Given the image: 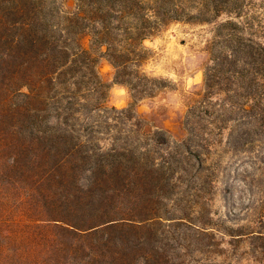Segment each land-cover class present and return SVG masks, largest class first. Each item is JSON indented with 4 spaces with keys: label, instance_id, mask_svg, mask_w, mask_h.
<instances>
[{
    "label": "trees",
    "instance_id": "trees-1",
    "mask_svg": "<svg viewBox=\"0 0 264 264\" xmlns=\"http://www.w3.org/2000/svg\"><path fill=\"white\" fill-rule=\"evenodd\" d=\"M248 7L245 0H0V264H183L193 252L229 257L256 243L264 256V218L228 223L210 211L214 194L233 196V185H217L218 141L204 123L180 121L182 146L171 147L140 124L126 131L105 122L101 131L85 120L101 109L127 119L134 111L106 103L101 59L113 82L134 81L135 100L154 97L140 72L144 42L172 24L212 23L202 84L184 105L205 107L221 95L229 115L217 114L218 124L239 113L264 129V44L253 24L235 23ZM244 134L235 149L248 143Z\"/></svg>",
    "mask_w": 264,
    "mask_h": 264
},
{
    "label": "rangeland",
    "instance_id": "rangeland-1",
    "mask_svg": "<svg viewBox=\"0 0 264 264\" xmlns=\"http://www.w3.org/2000/svg\"><path fill=\"white\" fill-rule=\"evenodd\" d=\"M245 3L249 6L248 13L236 19L235 23L239 27L253 24L264 44V0H245ZM214 26L212 23L172 24L144 42L147 55L140 72L146 76H142L146 82L143 84L146 89L144 93H148L151 88L156 91L154 97L142 96L143 98L135 100L129 95L130 91L134 93L132 89L129 90L134 81L113 82L111 66L105 59H101L98 64L99 73L102 79L109 83L106 89V103L117 110L129 106L134 109L132 117L127 119L124 113L111 110L106 112L101 109L87 118L81 116L80 119L85 118L88 123H92L94 129L101 131H104L105 122L110 123L113 128L121 127L126 131L136 128L133 124H140L143 129L159 131L167 136L171 147L182 146L175 136L179 132L180 121L199 120L198 124L204 123L206 129L212 131L213 138L218 141L211 150L215 153L217 151L216 154L220 153V181L217 185L221 190L226 184L233 185V196L226 195L223 191L214 194L210 203L212 215L220 220L229 217L228 223L245 224L249 223L250 219L252 225H258L255 218H264V129L257 127L255 121H243L239 113L236 114L237 118L226 120L222 125L218 124L217 114L229 115L228 111L221 109L223 105L224 108L228 107L221 95L205 100V107L196 106L190 109L184 105L188 102V93L199 90L202 84V68L207 60L206 52L202 48L205 39L213 33ZM246 130L249 132L246 136L248 143L244 149H235L234 142ZM131 134L134 135L133 132ZM97 135L105 136L103 132ZM141 142H144L143 139ZM159 147V152L163 154L166 149L164 146ZM176 199L178 196H173L169 203ZM257 245L259 243L241 245L229 257L193 252L192 255H183V264H264V256L255 251L259 249ZM185 253L182 250V254Z\"/></svg>",
    "mask_w": 264,
    "mask_h": 264
}]
</instances>
